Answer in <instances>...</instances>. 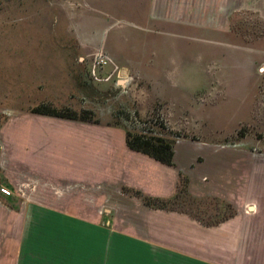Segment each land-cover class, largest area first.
I'll return each mask as SVG.
<instances>
[{
	"label": "rangeland",
	"instance_id": "374dc122",
	"mask_svg": "<svg viewBox=\"0 0 264 264\" xmlns=\"http://www.w3.org/2000/svg\"><path fill=\"white\" fill-rule=\"evenodd\" d=\"M151 1L106 0L93 12L92 5L61 0H0V145L25 143L13 146L24 163L13 164L11 151L0 148V190L9 191L4 195L8 205L35 201L62 205L85 217L101 214V220L107 213L111 218L138 217L119 207L124 201L118 193L129 198L124 203L128 210L137 207L139 199L123 191L130 187L105 183L94 188L104 197L93 211L86 209L96 195L89 186L37 181L34 156L48 162L59 158L60 150L50 136L41 146L32 143L31 109L44 104L75 113L86 110L101 124L150 128L167 137L174 141L175 167H166L177 182L182 173L191 196L207 199L201 207L207 214L184 197L180 209L190 205L192 215L204 221L210 215H218L213 220L232 215L230 219L264 222V0H163L158 16L151 14ZM44 54L53 60H81L71 71L84 82L73 85L69 77L64 86L53 77H35L31 60ZM95 55L110 60L99 71V81L89 75ZM120 110L136 113L134 120L117 117ZM63 133L69 140V162L54 163L53 170L70 175L77 167L70 161L92 155L90 143L74 141L82 133L85 140L90 130L69 126ZM33 136L41 139L43 132ZM26 143H31V158ZM215 200L229 209L220 213Z\"/></svg>",
	"mask_w": 264,
	"mask_h": 264
},
{
	"label": "crops",
	"instance_id": "0c3cea01",
	"mask_svg": "<svg viewBox=\"0 0 264 264\" xmlns=\"http://www.w3.org/2000/svg\"><path fill=\"white\" fill-rule=\"evenodd\" d=\"M61 1L66 4L92 5L90 8L93 12L99 9L98 5L106 2V0ZM162 1H151L150 4H155L151 9L154 13L151 14L158 16V13H161V7L157 8V5ZM108 2L121 3V0ZM134 2L147 3L146 0H129L128 3ZM77 48L72 46L71 51H76ZM31 62L35 77H53L57 83L64 86L68 85L69 77H72L73 85L84 82L83 76L78 80L76 71H71L78 62H82L79 59L53 60L51 54L48 56L44 54ZM37 82L39 81L35 80L34 83ZM36 86L35 89L40 90L41 85L37 83ZM32 115L34 123H31V139L34 141L31 142L39 143L41 146L52 139V142L56 143L54 147L60 148L59 158L48 162L39 155L34 156L35 160L38 159V162L33 160L37 166H34L35 170L37 169L35 172L37 181L48 178L66 182L71 180L74 187L89 186L88 189L92 191L106 183L113 188L122 186L135 188L150 197L170 198L174 195L177 175L148 156L129 150L122 128ZM63 124L64 127L60 126ZM69 126L90 130V135H86L85 140L82 133L81 137L74 141L90 143L88 150L92 153L87 158L89 161H70L77 166L76 170H69L70 175L67 172L53 170L54 163L62 165L68 161L65 146L69 140L63 131ZM36 132H43V138H34ZM60 134H64L65 137ZM116 136L120 138L118 143L115 141ZM62 141L65 143H61ZM21 144L25 143L0 145L5 153L11 151L12 157L9 160L13 164L24 163L17 158L13 149V146L18 148L22 146ZM26 145L31 158V143ZM52 153L54 154V151ZM29 161L28 166L31 169V159ZM44 169L50 170L51 176L44 173ZM79 170L81 172H78ZM35 185L40 184L37 182ZM7 192L8 196L9 191ZM95 193V199L91 200L86 209L96 211L98 207L94 206L100 205L103 200L104 194L100 195L96 191ZM1 194L0 264H264L262 221L232 218L215 226H204L182 213L149 209L139 200L135 204L137 207H129L128 210L124 203L129 198L120 193L117 194L118 198L124 201L120 203L121 206L118 204L121 211L134 210L138 217L133 220L111 218L112 216L107 213L106 219L101 220V214L85 217L72 213L65 206L58 204L31 201L8 205L6 202H9V199L4 197L6 194Z\"/></svg>",
	"mask_w": 264,
	"mask_h": 264
},
{
	"label": "trees",
	"instance_id": "16d2710c",
	"mask_svg": "<svg viewBox=\"0 0 264 264\" xmlns=\"http://www.w3.org/2000/svg\"><path fill=\"white\" fill-rule=\"evenodd\" d=\"M31 114L53 117L67 121L95 124V125L101 124V122H99L98 120L90 119L89 116L91 115V113L86 110L75 113L68 108L56 109L48 105L41 104L39 106L32 108ZM116 114L117 117H119L120 119L130 121V120H134V116L136 113L128 114L127 112L120 110ZM106 125L113 127H121L124 130L125 143L129 150L148 156L149 158L155 160L156 162L162 165L168 167H175V161H174L175 153L173 150L174 141H171L170 139L164 137L163 135L155 133L150 128L137 129V127L129 126V125H125L123 127V126H119L117 123H107ZM187 182H188L187 179L182 175V173H179V180L176 185L175 193L170 198L150 197L142 194L140 191L130 188H123V191L125 194L131 197L138 198L142 202V204L149 209L182 213L195 219L204 226H215L219 223H222L230 219L232 215L223 216L221 218H218L217 220H213V218H216V216L218 215L216 216L210 215L211 219H209L208 221H204L202 219H199L198 216L192 215V213L190 212V205H187V207H185L184 209H180L181 208L180 199L181 197H184L187 199V201H189V203L191 201V203L194 202L195 204H197L199 206L198 209L202 211V214H207V211H204V208H201L202 204L206 203L207 199H199L191 196L186 190L187 189L186 186L188 184ZM215 201H214L215 203L214 205H217L219 203L222 206V209L219 211L220 213L229 209V205L224 203L223 201L220 202H218L217 200ZM186 204L187 203H185V205Z\"/></svg>",
	"mask_w": 264,
	"mask_h": 264
},
{
	"label": "built area",
	"instance_id": "2783aa9c",
	"mask_svg": "<svg viewBox=\"0 0 264 264\" xmlns=\"http://www.w3.org/2000/svg\"><path fill=\"white\" fill-rule=\"evenodd\" d=\"M110 65V60L102 55H95L91 62L89 75L94 81H99V71ZM3 194H8L5 189L0 190Z\"/></svg>",
	"mask_w": 264,
	"mask_h": 264
}]
</instances>
